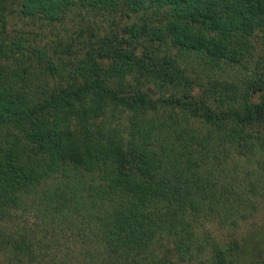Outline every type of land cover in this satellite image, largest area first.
I'll list each match as a JSON object with an SVG mask.
<instances>
[{"label": "trees", "instance_id": "16d2710c", "mask_svg": "<svg viewBox=\"0 0 264 264\" xmlns=\"http://www.w3.org/2000/svg\"><path fill=\"white\" fill-rule=\"evenodd\" d=\"M89 14L111 32L89 29L82 57L3 37L14 16ZM259 203L264 0H0L5 264H64L47 255L58 232L89 238L72 264H264V220L234 235Z\"/></svg>", "mask_w": 264, "mask_h": 264}, {"label": "rangeland", "instance_id": "374dc122", "mask_svg": "<svg viewBox=\"0 0 264 264\" xmlns=\"http://www.w3.org/2000/svg\"><path fill=\"white\" fill-rule=\"evenodd\" d=\"M90 15V14H89ZM84 15L85 19L81 20L74 19V20H68L67 24L64 25H57L54 27H48L46 25H43L42 28L40 27V23H38V26L33 25H25L21 23L19 20H16L17 18H10L9 25L7 28L6 33L3 34L4 40L6 42L11 41L16 36L23 35L24 37H28V39L32 40L38 35L37 41L44 44L46 41L49 40H57L58 42H68L76 44V47L74 48L76 51H80L81 55L79 57H82L88 49H90L92 46H94L93 42H89V29H92L91 36L93 41H96L97 38L104 37L105 35L109 34L110 31V25L111 23L108 22L106 19L96 18L95 16H89ZM116 22L119 24V32L122 33L123 29L125 27H129L130 25L134 24L135 21H128V20H119V18L116 20ZM6 35V36H5ZM35 35V37H34ZM122 35V34H121ZM123 37H126L122 35ZM73 37L75 40H73ZM92 43V45H91ZM57 44V43H55ZM53 45V42L51 43ZM60 51H63V48H60ZM66 54V52H64ZM63 52L58 56L61 59L66 61V56ZM258 213L255 215V218H250L246 222L240 223V229L236 232H234L235 236H243L244 233L247 231H251L254 226L258 225L255 223H261L264 220V204L259 203L258 206ZM220 229L213 227L212 229L216 233V235L221 238L225 239L226 236H228V230L229 228L225 227H219ZM58 239L57 243L52 245V248L49 251L47 255H50V257H55L57 260L62 257L64 260V264H72L76 263L77 258L74 257L73 260L69 259L68 255L71 254H81L84 248H86L89 244V238L86 237L82 238V240L79 239V241H76V245L70 244L69 241H67L66 237L62 234V232H58L57 237H54V240ZM51 239L50 241H54ZM52 255V256H51ZM68 256V257H67ZM67 257V260H66ZM71 262V263H70ZM0 264L4 263L3 256H0ZM188 264V263H186ZM193 264H201V263H193Z\"/></svg>", "mask_w": 264, "mask_h": 264}]
</instances>
